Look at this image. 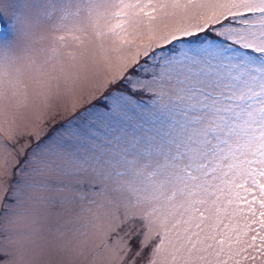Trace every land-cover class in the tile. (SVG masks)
I'll list each match as a JSON object with an SVG mask.
<instances>
[{"label":"snow or ice","instance_id":"snow-or-ice-1","mask_svg":"<svg viewBox=\"0 0 264 264\" xmlns=\"http://www.w3.org/2000/svg\"><path fill=\"white\" fill-rule=\"evenodd\" d=\"M0 264H264V0H0Z\"/></svg>","mask_w":264,"mask_h":264}]
</instances>
